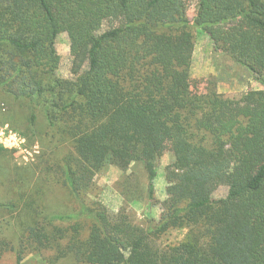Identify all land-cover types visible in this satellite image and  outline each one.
Here are the masks:
<instances>
[{
	"label": "trees",
	"instance_id": "obj_1",
	"mask_svg": "<svg viewBox=\"0 0 264 264\" xmlns=\"http://www.w3.org/2000/svg\"><path fill=\"white\" fill-rule=\"evenodd\" d=\"M194 27L264 83V0H198L192 23L185 0H0V92L40 107L71 144L57 175L79 201L49 213L39 190L0 202L10 216L0 257L12 250L21 264L29 248L88 264H264V89L194 91ZM61 32L73 79L56 75ZM164 151L166 198L146 227L82 201L106 165L135 162L153 198ZM219 184L228 191L216 198ZM170 229H186L185 239L156 247Z\"/></svg>",
	"mask_w": 264,
	"mask_h": 264
},
{
	"label": "rangeland",
	"instance_id": "obj_2",
	"mask_svg": "<svg viewBox=\"0 0 264 264\" xmlns=\"http://www.w3.org/2000/svg\"><path fill=\"white\" fill-rule=\"evenodd\" d=\"M198 10V0H185L186 18L192 23ZM109 26L104 22L102 29ZM194 50L191 64V87L196 92H205L212 87L229 98H239L249 90L264 89L244 66L228 54L215 50L210 38L194 27ZM59 56L56 75L73 79L72 56L69 38L61 32L55 41ZM37 107V106H36ZM27 100H16L0 92V202L19 200L39 190L43 193L47 213L71 212L79 208V201L68 188L61 185L56 163L71 150V144L62 140L51 128L40 107ZM34 111L36 118L31 119ZM172 156L164 151L157 163V174L153 181V198L148 193V175L142 162H135L126 171L115 165H106L93 177L91 186L81 196L88 205L100 203L110 217L126 216L134 224L146 227L149 220H157L161 213V202L166 198V170ZM228 187L216 185L212 195L224 197ZM9 214L0 209V221L9 219ZM12 219V218H11ZM8 236L16 241L13 225ZM186 229H170L154 238L160 249L183 241ZM0 264H16L14 251L0 257ZM21 264H88L80 263L70 256L57 259L53 249H27Z\"/></svg>",
	"mask_w": 264,
	"mask_h": 264
}]
</instances>
